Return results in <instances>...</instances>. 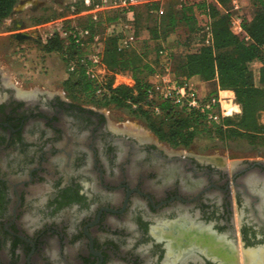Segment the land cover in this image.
Masks as SVG:
<instances>
[{
  "label": "flooded vegetation",
  "instance_id": "af4514ba",
  "mask_svg": "<svg viewBox=\"0 0 264 264\" xmlns=\"http://www.w3.org/2000/svg\"><path fill=\"white\" fill-rule=\"evenodd\" d=\"M158 142L0 85V264H264V154Z\"/></svg>",
  "mask_w": 264,
  "mask_h": 264
},
{
  "label": "trees",
  "instance_id": "16d2710c",
  "mask_svg": "<svg viewBox=\"0 0 264 264\" xmlns=\"http://www.w3.org/2000/svg\"><path fill=\"white\" fill-rule=\"evenodd\" d=\"M234 1L236 0H174L171 11L165 16H159V23L156 26L148 27L151 40L159 41L176 31L177 27L183 26L185 40L179 37L183 45H187L190 44L196 30L201 31L204 24L211 26L213 47H202L198 52L189 54L185 60L176 63L175 67L186 79L197 77L204 82L217 81L222 92L228 93L225 104L242 107L239 121L224 118L219 125L213 122L214 132L226 138L245 137L257 134L263 129L257 124V114L264 111V89L255 86L249 65L255 61L262 65L260 74L261 83L264 85V0H255L258 11L250 23L242 16L244 30L250 37L249 42L232 31L233 17L230 10ZM18 3L19 0H0V23L13 13ZM137 8L135 28L138 24L142 25L144 19ZM147 9L159 10V2H155L151 9L147 6ZM196 10L201 11L200 16L196 15ZM206 13L210 19L206 18ZM61 15L59 14L57 18ZM118 19L117 13L108 16L107 21L115 22ZM80 25L93 27L89 20L81 22ZM116 43V38L110 39L107 43L104 62L111 73L107 76L106 82L109 97H102L101 105L128 107L136 118L144 119L148 123V128L161 142L173 147L190 145L200 132L199 127L205 125L206 117L196 112L188 113L170 102H150L146 95L150 86L148 77L155 73L158 60L152 66L147 62L146 56L135 49L119 53ZM42 51L47 54L59 53L63 57L67 54L73 56L80 53L73 46L66 47L64 41L58 37L42 44ZM64 59L66 61L65 57ZM175 67L172 73L177 80ZM119 72L131 73L135 84L129 85L117 80L115 74ZM65 85L77 88L84 98L95 100L97 85L82 71L71 75ZM133 105H136V108H133ZM154 105L160 107L161 115L155 114Z\"/></svg>",
  "mask_w": 264,
  "mask_h": 264
},
{
  "label": "rangeland",
  "instance_id": "374dc122",
  "mask_svg": "<svg viewBox=\"0 0 264 264\" xmlns=\"http://www.w3.org/2000/svg\"><path fill=\"white\" fill-rule=\"evenodd\" d=\"M64 1L36 0L34 2V0H19L13 13L0 23V85L11 86L21 92L44 93L49 91L59 94L66 92V97L70 100L103 113L110 121L111 126L118 130L133 137L141 138L137 134L140 133V130L135 128L139 125L143 130L140 133L141 135H144L143 132H145L147 138L150 137L158 142L157 137L148 128V123L144 119L136 118L128 107L103 106L101 105L102 96L100 94H95V100L90 101L84 98L77 88L70 85L67 87L65 85L67 74L64 57L59 53L47 54L42 51L37 28L44 23L55 20L60 14ZM257 11L258 4L255 0H236L233 2L230 13L232 17L243 16L246 22L250 23ZM200 14L201 11L196 10V15L200 16ZM206 18L210 19L208 13H206ZM179 31L178 35L183 38L182 40H185V32H182V28ZM19 32L27 33L31 36V39L17 41L14 34ZM200 41L201 33L196 30L192 35L190 44L187 43V47L191 43H200ZM261 66L258 61L249 65L253 73L255 86L264 89V85L261 83ZM175 70L177 82L180 85L192 84L198 91V97L204 99L205 103L215 97V94L220 95L221 105L217 104L210 110L211 113L217 116V121L214 123L219 125L224 118H231L235 122L239 121L242 116V107L235 104H225V101L228 100V93L222 92L217 81L205 82L204 89H200L192 80L197 77L186 79L177 67H175ZM148 81L149 83L152 82L151 76L148 77ZM204 124L208 128L204 129V126H200V132L188 146L173 147L161 141L158 144L163 148L190 151L197 155L228 158L229 162L232 159L242 160V158L256 156L259 153L264 154V111L257 114V124L263 129L257 134L245 137L226 138L214 132L213 123L210 125L206 120Z\"/></svg>",
  "mask_w": 264,
  "mask_h": 264
},
{
  "label": "built area",
  "instance_id": "2783aa9c",
  "mask_svg": "<svg viewBox=\"0 0 264 264\" xmlns=\"http://www.w3.org/2000/svg\"><path fill=\"white\" fill-rule=\"evenodd\" d=\"M145 0H65L60 11L61 16L51 22L38 26V35L41 44L58 37L66 47L73 46L78 54L66 58L67 79L82 71L84 75L97 85L96 94L109 97L106 88V77L111 73L104 62L107 43L116 38L117 51L125 53L134 48L135 44V8L144 4ZM119 14L118 21L108 22V16ZM89 20L92 28L80 25ZM232 31L249 42L242 16H234L231 21ZM201 33L200 46L213 47L214 40L209 24H204ZM158 65L151 75L152 82L146 91L150 102H170L179 109L188 113L196 112L206 117L211 125L217 121V116L210 110L215 105H221L220 95L212 97L205 103L198 97V91L192 84L180 85L173 77V52L167 48H160L157 52ZM117 80L134 85L131 73H116ZM128 78H130L128 80ZM134 83V84H133ZM136 108V105H133ZM155 114L161 115L160 107L154 105Z\"/></svg>",
  "mask_w": 264,
  "mask_h": 264
},
{
  "label": "crops",
  "instance_id": "0c3cea01",
  "mask_svg": "<svg viewBox=\"0 0 264 264\" xmlns=\"http://www.w3.org/2000/svg\"><path fill=\"white\" fill-rule=\"evenodd\" d=\"M35 1L36 0H34V2ZM173 1L174 0H145L144 4L137 8L138 11L143 14L144 19L142 22L143 24L140 26L138 24V27L136 26L135 28V44L133 48L137 52L141 53V47H143L141 54L146 56L145 58L147 62L152 66H154L155 61L158 60L157 49L167 48L174 54L172 71L176 63L185 60L187 55L198 52L201 47L200 43H191L189 47H187V45H183L178 35L180 33V28H182V32L185 31L183 26L177 27L176 31L170 33L169 36L162 38L159 41L151 40L148 27L156 26L159 23V16H165L171 11ZM155 2H159V10H148L147 6L151 9ZM129 79L130 78H128V80ZM192 80L200 87V89H204L205 82H201L198 78H193Z\"/></svg>",
  "mask_w": 264,
  "mask_h": 264
},
{
  "label": "water",
  "instance_id": "95a60500",
  "mask_svg": "<svg viewBox=\"0 0 264 264\" xmlns=\"http://www.w3.org/2000/svg\"><path fill=\"white\" fill-rule=\"evenodd\" d=\"M14 38L17 41L21 42V41H24V40H30L31 36L28 35L27 33L19 32V33L14 34Z\"/></svg>",
  "mask_w": 264,
  "mask_h": 264
},
{
  "label": "bare ground",
  "instance_id": "6f19581e",
  "mask_svg": "<svg viewBox=\"0 0 264 264\" xmlns=\"http://www.w3.org/2000/svg\"><path fill=\"white\" fill-rule=\"evenodd\" d=\"M132 126V125H131ZM137 130H140V133H141V131H143L142 130V128H141V126H139V125H137V127H135ZM140 133H137L139 136H142V137H145V138H147L148 136L145 134V132H143L144 133V135H141Z\"/></svg>",
  "mask_w": 264,
  "mask_h": 264
}]
</instances>
